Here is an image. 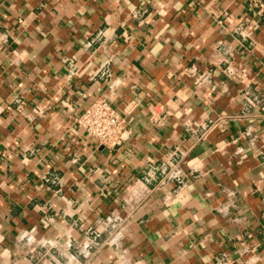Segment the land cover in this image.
<instances>
[{"label":"crops","instance_id":"crops-1","mask_svg":"<svg viewBox=\"0 0 264 264\" xmlns=\"http://www.w3.org/2000/svg\"><path fill=\"white\" fill-rule=\"evenodd\" d=\"M0 264H264V9L0 0Z\"/></svg>","mask_w":264,"mask_h":264},{"label":"built area","instance_id":"built-area-1","mask_svg":"<svg viewBox=\"0 0 264 264\" xmlns=\"http://www.w3.org/2000/svg\"><path fill=\"white\" fill-rule=\"evenodd\" d=\"M249 5L258 10L264 9V0H247ZM104 75H109L106 71ZM215 120H208L201 123L202 133L199 137H204L206 133L214 126ZM75 123L85 134L96 141L98 144L111 147L121 144L130 134V130L126 127L124 118L120 113L107 101L104 97H96L93 99L75 118ZM161 173L165 177L177 178L175 167L170 172L162 169ZM155 170H150L148 176L153 177Z\"/></svg>","mask_w":264,"mask_h":264}]
</instances>
